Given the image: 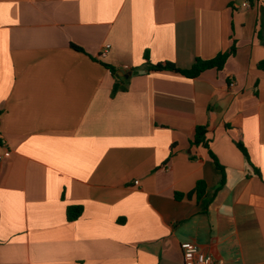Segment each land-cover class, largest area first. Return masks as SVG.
<instances>
[{
	"label": "crops",
	"instance_id": "crops-1",
	"mask_svg": "<svg viewBox=\"0 0 264 264\" xmlns=\"http://www.w3.org/2000/svg\"><path fill=\"white\" fill-rule=\"evenodd\" d=\"M263 60L264 0H0V264H264Z\"/></svg>",
	"mask_w": 264,
	"mask_h": 264
},
{
	"label": "trees",
	"instance_id": "trees-1",
	"mask_svg": "<svg viewBox=\"0 0 264 264\" xmlns=\"http://www.w3.org/2000/svg\"><path fill=\"white\" fill-rule=\"evenodd\" d=\"M73 48L82 51L81 48L72 45ZM235 53V48L232 47L228 51L220 52L218 53L214 58L203 60V59H196L195 63L192 65L190 69L181 70L178 69L172 62H164V63H155L151 64L149 63V56L147 53H144V59L147 62V72L150 71H161V70H169V71H175L178 73H181L187 77L195 78L199 76L202 72L209 69H215L217 71H221L225 65V62L227 59ZM106 68H108L112 74V76L115 79H118L116 76L117 69L111 65L103 64ZM258 67L264 72V60L258 63ZM135 70V69H133ZM127 87L125 85H122L115 81V83L112 86L111 96H114L118 91H126ZM207 126H197L195 128V133L193 136V139L191 140V145H203L205 147H208V142L206 139L207 134ZM238 148L241 150V152L244 154V156L248 159V153L245 148V146L241 143H237ZM212 155V154H211ZM214 159V158H213ZM249 162V159H248ZM216 165L219 167V165L216 163ZM197 194V197H201L205 192V184L202 181H199L196 185L195 190L193 191ZM193 192L188 193L187 195H191ZM180 197L179 195H177ZM83 212V209L81 206H69L66 209V218L69 222L77 220Z\"/></svg>",
	"mask_w": 264,
	"mask_h": 264
},
{
	"label": "built area",
	"instance_id": "built-area-1",
	"mask_svg": "<svg viewBox=\"0 0 264 264\" xmlns=\"http://www.w3.org/2000/svg\"><path fill=\"white\" fill-rule=\"evenodd\" d=\"M243 7H250L249 2L242 3ZM109 45L106 46L108 48ZM231 88L235 86V82H231L229 85ZM2 160V155H0V161ZM183 264H214V257L201 250L199 245L196 243H187L183 246Z\"/></svg>",
	"mask_w": 264,
	"mask_h": 264
},
{
	"label": "water",
	"instance_id": "water-1",
	"mask_svg": "<svg viewBox=\"0 0 264 264\" xmlns=\"http://www.w3.org/2000/svg\"><path fill=\"white\" fill-rule=\"evenodd\" d=\"M122 74L126 75L125 71L124 70H121Z\"/></svg>",
	"mask_w": 264,
	"mask_h": 264
}]
</instances>
